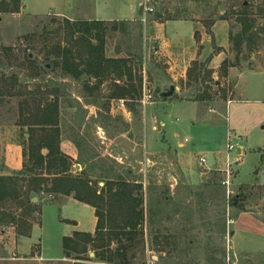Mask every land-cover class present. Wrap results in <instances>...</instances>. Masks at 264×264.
Instances as JSON below:
<instances>
[{
	"label": "rangeland",
	"instance_id": "obj_1",
	"mask_svg": "<svg viewBox=\"0 0 264 264\" xmlns=\"http://www.w3.org/2000/svg\"><path fill=\"white\" fill-rule=\"evenodd\" d=\"M133 1L139 2L78 0L84 6L74 16L117 20L131 15ZM142 2L138 7L144 10L142 20L107 22L106 26L107 56L128 59L133 76L143 82L136 97L125 99L111 96L117 85L123 86L114 76L94 90L100 80L82 75V90L74 87L58 57L59 46L72 44L64 18L0 13V176H7L6 146L23 141L17 127L20 104L29 100L27 107L36 111L34 103L45 104L41 98L53 100L59 94L62 142L68 140L76 149L74 161L78 163L72 167L73 174L79 177L89 170L92 185L98 190L120 175L136 199L143 201L137 206L145 214L142 231L132 237L137 243L130 253L134 264H225L228 254L233 264H264V0ZM243 2L251 7L259 35L255 50H244L237 61L230 37L241 29L235 13L243 11ZM156 13L164 15L163 20L175 17L202 26V54L206 51L202 68L196 69L194 64L188 73V77H209V82L202 81V93L210 87L213 100L202 102L200 108L189 101L168 102L160 95L172 86L176 87L172 97L191 96L193 90L182 80L163 85L153 78L170 77L165 58L156 53ZM224 16L228 19L222 20ZM220 50L224 51V61L218 70H212ZM233 68L236 74H231ZM244 72L256 73L244 75L247 78L242 88L247 93L241 94L236 79L230 77ZM159 87L160 93L156 91ZM54 90L58 93L45 94ZM149 92L152 99H146ZM228 107L229 124L225 119ZM158 122L164 123L163 130L158 129ZM232 124L237 130L229 132ZM229 135L235 147L229 155L230 192L224 185ZM239 147L244 148L243 155L238 153ZM201 157L206 158V167L199 164ZM20 174L13 176L19 181ZM25 185L23 180L19 182L20 189ZM39 197L45 202L52 199L44 194ZM21 214L16 200L0 203V221H4L0 223V264L80 262L65 257L54 214L46 213L43 234L37 230L33 239H22L10 222L11 215ZM42 214L43 209L41 214H32L29 221L33 226H40ZM111 216L105 215V226L117 231L123 220L120 215ZM111 234L113 239H128ZM42 245L49 260H32L36 252H43ZM118 245L115 240L111 248ZM92 253L90 250L88 257L95 261Z\"/></svg>",
	"mask_w": 264,
	"mask_h": 264
},
{
	"label": "trees",
	"instance_id": "obj_2",
	"mask_svg": "<svg viewBox=\"0 0 264 264\" xmlns=\"http://www.w3.org/2000/svg\"><path fill=\"white\" fill-rule=\"evenodd\" d=\"M247 2V1H246ZM243 11L235 13L237 21L241 25L239 33L231 35L233 49L239 55L244 50L254 51L259 35L255 27L256 19L251 13L250 5L244 2L241 4ZM22 7V0H0V13L17 14ZM159 14L156 18L159 20ZM227 20L226 16L221 18ZM168 20H179L170 17ZM125 24V23H124ZM105 21H71L65 19L63 26L68 39L72 44L66 47H58V57L63 61V67L72 78L82 79V75L91 76L100 80L94 90L99 89L104 79H112L115 82H123V86H118L112 91V98L136 97L139 94V87H142V79L133 76L132 64L128 59L110 58L106 54V26ZM247 48H244V45ZM196 69H200L199 63H194ZM190 74V71H189ZM195 78V79H194ZM199 77H188L190 81L199 80ZM211 78V77H210ZM208 79V80H207ZM203 82H209V77L202 78ZM119 82V84H120ZM137 83H139L137 86ZM191 86V82L189 83ZM203 86V84H202ZM202 86L199 94H193L191 101L205 102L212 101L210 87H206L202 93ZM197 88V89H198ZM201 92V93H200ZM57 90L47 91L45 94H55ZM58 95V94H57ZM47 98V99H46ZM50 98V97H49ZM44 96L42 102L36 105V111H31L27 106L29 100L20 104V121L17 126L21 129L22 145L24 147V168L22 175L25 187L20 189L18 176H0V203L7 199L16 200L21 209V215L10 216V222L16 226V231L20 237H30L33 224L29 221L33 213H42L41 198L39 202L34 199L42 194L54 198L58 194L73 196L76 200L89 204L96 209L98 225L94 234L76 232L72 237L63 239V252L66 258L80 261L76 264H97L105 262L109 264H134V256L130 253L136 247L133 239L140 234L141 227L145 220L143 210L137 208L142 200L136 199L133 190L128 183L117 176L116 181L112 179L104 184L101 190L92 185L89 178V170H86L77 177L72 172V167L77 163L74 159L62 151V128L60 125L61 110L58 97L53 100ZM168 99L167 97H163ZM46 99V100H45ZM26 108V110L24 109ZM28 135V137H26ZM1 167L0 169H2ZM107 178V177H105ZM116 186L118 188L116 189ZM234 201L232 202V204ZM41 206V207H40ZM120 215L123 225L113 231L105 226V215L112 217ZM4 221L1 220L0 223ZM110 232V233H108ZM111 232H115L117 238L127 236L128 239H113ZM118 240L117 248L111 246ZM90 250L94 251L95 261L88 257Z\"/></svg>",
	"mask_w": 264,
	"mask_h": 264
},
{
	"label": "crops",
	"instance_id": "obj_3",
	"mask_svg": "<svg viewBox=\"0 0 264 264\" xmlns=\"http://www.w3.org/2000/svg\"><path fill=\"white\" fill-rule=\"evenodd\" d=\"M81 1L83 3L84 1H91V0H81ZM83 6L84 4L82 5L80 2H78V0H22L21 10L19 13L15 15L33 16V17H44V16L53 15L56 17L69 19L71 21H79V20L105 21V22L122 21V22H128L130 24V22H134L139 18H140L139 20H142L141 19L142 14L144 13L143 9L141 8L138 9L139 6L141 7L143 6L142 0H139V2L133 3V7H132L133 9L131 11V15L117 20L100 19L97 18L96 15H86L83 16L82 18H78L74 16L76 10ZM162 16L163 17L159 19L154 26L155 36L153 37V39H155L156 44L158 45L156 48V53L163 56L166 60L165 64H168V73L170 77H153V78H155L158 81V83H161L163 85H168V84L175 85L176 83H178V81L182 80L188 89L193 90V94H197V93L199 94L198 90L200 88L198 87L199 84L200 86H202V77L200 76L199 80L190 81L188 79V73L192 65H194V63L196 62H199V65L202 68V58L204 57V53H206V51H203L202 54V26L198 27V25H201L200 22L199 23L193 22L186 19L163 20L165 17L164 15ZM217 26H218L217 24L214 25V32L217 30ZM198 32H200L201 35L200 41L199 39H197L199 36ZM206 36L207 34L204 35L205 38H207ZM205 38L203 42H205ZM219 47L223 48V45H219ZM207 49L208 48L204 50ZM223 54L224 51L220 50V52H218V54L214 57L213 64L215 65L211 67L212 70H218L221 67V64L224 61ZM110 58H120V57H110ZM233 72L234 74H236L234 68L232 69L231 74H233ZM248 73H256V72H244V73H240L239 77H230L236 79L237 88L240 89L241 94L247 93L246 89L242 88V82L244 81L245 78H247L244 77V75ZM72 80L74 87L78 91H80L82 87L80 81L82 79L72 78ZM190 82L195 86H191L189 84ZM103 85L104 82L101 85V87ZM159 89L160 87L157 88L156 91H158ZM82 93H85V91H82ZM77 95H80V92ZM57 97L61 99L59 94L57 95ZM187 97L189 96H186V94L183 95L181 94V96L179 95V98L172 96L168 97L167 101L168 102L189 101L197 104L198 108H200L202 102L191 101L190 98ZM232 103L233 102L230 101V105ZM229 107H228L227 118H225L227 124L231 123L228 117ZM198 114L199 117H202V113L200 114V110L198 111ZM160 125H161L160 130H163L164 123H161ZM158 126H159V122L157 124V127ZM232 126L230 125L229 132L237 130L234 129L235 128L234 126L233 127ZM230 135H229V144H232V137ZM26 137H28V135H26ZM239 139L241 142L245 141V138H243L242 135H239ZM62 150L67 155L71 156L73 159H76V149L74 148L73 145H69L68 140L67 141L63 140ZM238 153H242L243 155L244 148L239 147ZM175 154L178 155L177 151ZM4 158H5V166H6L5 175L13 176L14 173H21L23 171L24 162H25L24 147L21 144V142H14L13 144H8L4 151ZM213 168L215 169L217 168V166ZM44 199H41V203L43 204L42 223L40 224V226L35 225L33 227L31 237L28 238L22 237V239H33L37 230H40L41 234H43L46 224L45 216L47 212L54 214V222L56 224V228H58V230L60 231V239H62V241L65 237H72L76 232L91 233V234L95 233L98 225V218L96 215V209L93 206L80 202L76 200L73 196H66L62 194L56 195L51 200H48V202L47 201L45 202ZM34 201L39 202L40 200L39 198H35ZM42 251H43L42 254L45 257V259L49 260L48 253L47 251L44 250L43 245H42Z\"/></svg>",
	"mask_w": 264,
	"mask_h": 264
},
{
	"label": "built area",
	"instance_id": "obj_4",
	"mask_svg": "<svg viewBox=\"0 0 264 264\" xmlns=\"http://www.w3.org/2000/svg\"><path fill=\"white\" fill-rule=\"evenodd\" d=\"M150 11L153 12V9H150ZM152 98H153V95L150 92L146 94V99H152ZM234 149H235V147L232 144L228 145V157H227L228 163H227L226 170H225V172L227 173V179L224 181V185H226L228 187L229 192H230V185H231L230 179H231V174H232V171H231L232 170V163L230 161L229 155H230V152L233 151ZM199 164L202 167H206L207 166L206 165L207 164L206 158L205 157H201ZM13 259L24 260V259H20V258H17V257H14ZM32 260L41 262V261H45L46 259L43 256L42 252L38 251V252H36L35 257ZM225 264H233L230 254H228L226 256Z\"/></svg>",
	"mask_w": 264,
	"mask_h": 264
},
{
	"label": "water",
	"instance_id": "obj_5",
	"mask_svg": "<svg viewBox=\"0 0 264 264\" xmlns=\"http://www.w3.org/2000/svg\"><path fill=\"white\" fill-rule=\"evenodd\" d=\"M143 11H144V10H143ZM159 17L162 18V17H163L162 14H159ZM175 91H176V87H175V86H172L171 89H170V91L160 93V91L158 90L157 92L160 93V95H161L162 97H167V98H168V97L173 96L174 93H175ZM158 128H159V130L161 129V125H160V123H159ZM78 167H79V166H78ZM92 256H95V254L92 253Z\"/></svg>",
	"mask_w": 264,
	"mask_h": 264
}]
</instances>
